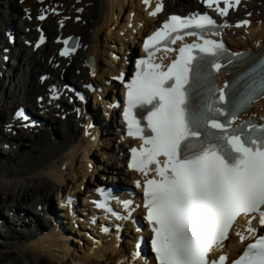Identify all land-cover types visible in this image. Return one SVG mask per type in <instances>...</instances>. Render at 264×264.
Wrapping results in <instances>:
<instances>
[{"label": "bare ground", "instance_id": "1", "mask_svg": "<svg viewBox=\"0 0 264 264\" xmlns=\"http://www.w3.org/2000/svg\"><path fill=\"white\" fill-rule=\"evenodd\" d=\"M162 1L164 12L151 17L143 0H0V44L4 42L9 49L5 53L0 46V108H5V111L0 110V207L12 214L17 228H23L21 241L16 245L21 252L15 264H39V261L153 264L133 260L135 246L145 232L139 237L125 233L128 235L125 239L115 238L113 234L105 237L101 235L102 228L99 231L89 224L87 213L83 214L84 220H77L69 208L62 206L59 213L57 203L51 205L50 202L53 195L64 200L81 198L86 212H93L91 202L101 186L119 180L133 186L129 177L144 179L141 174L126 170L129 147L138 142L125 137L122 121L118 125L116 114H110L108 101L112 96L108 94V87L115 86L112 92L117 96L119 91H126L113 80L126 75L131 56L141 52L133 50L138 39L153 33L169 14L197 12L202 8L200 0ZM45 13L49 17L43 26L50 40L41 49H35L37 27L41 25L38 17ZM249 19L252 20L249 28L232 26ZM223 22L227 25L224 37L232 50L257 53L264 50V0H243L239 9L232 11ZM8 30L20 37L13 51L5 34ZM69 36L80 38L79 49L68 58H61L62 45L56 40ZM14 51H19L20 55L16 56ZM116 52L120 55L119 61L114 59ZM90 57L96 58V75L88 69ZM5 58L16 59L15 71L4 72ZM45 74H50V78L43 82ZM222 77L224 81L228 79L225 75ZM87 85L96 87L95 92H91L92 106H84L77 99L71 103L66 98L73 97L81 88L91 91ZM54 86L63 91L61 102L49 98L47 91ZM39 96L46 97L42 105L36 102ZM24 103L36 106L37 115L47 121V126L37 125L24 133L26 137L8 133L6 128L10 120L8 111ZM100 105L107 113L105 116H111L109 122L101 117ZM78 109L80 114H77ZM249 117H264V99L254 105ZM259 120L264 123V119ZM23 145L25 149L21 151ZM119 175L122 178L119 179ZM135 218L138 217H132ZM242 220L244 223L239 224H243L241 233L245 234L246 219ZM105 221L111 222L108 218ZM0 224H4L1 219ZM253 225L258 227V220ZM87 231L92 232L91 236ZM228 242L215 249L211 258L218 260L224 255L228 264L244 249L234 232L228 235Z\"/></svg>", "mask_w": 264, "mask_h": 264}, {"label": "snow or ice", "instance_id": "2", "mask_svg": "<svg viewBox=\"0 0 264 264\" xmlns=\"http://www.w3.org/2000/svg\"><path fill=\"white\" fill-rule=\"evenodd\" d=\"M203 3L226 16L240 0ZM161 10L158 4L150 15ZM217 27L207 13L170 16L145 39L147 57L135 62L134 74L124 83L127 135L141 141L130 149L128 167L144 177L135 185L143 191L156 264H226V256L210 260L209 254L224 246L241 216L248 218L246 231L255 239L232 264H264V234L252 227L257 219L264 227V124L254 120L235 124L255 99L264 96V57L221 87L216 74L226 64L240 66L252 57L229 53L223 42L204 38L206 31ZM185 36L196 41L178 50L171 47ZM59 42L65 46L61 56L79 47L73 37ZM161 48L178 55L170 64L157 62L155 54ZM117 79L123 82V74ZM16 117L28 119L23 110ZM97 191L102 197L95 202L97 208L117 220L131 218V200L122 202L128 211L122 216L109 204L115 197L104 189ZM236 234L241 242L248 239ZM132 256L135 260L138 253Z\"/></svg>", "mask_w": 264, "mask_h": 264}, {"label": "rangeland", "instance_id": "3", "mask_svg": "<svg viewBox=\"0 0 264 264\" xmlns=\"http://www.w3.org/2000/svg\"><path fill=\"white\" fill-rule=\"evenodd\" d=\"M17 5H19L17 3ZM18 9H20V6H18ZM128 13V12H127ZM16 18V17H15ZM17 27H19L18 23ZM115 60H118V58H120V55H118V53H115ZM128 62H130V64H132L133 60H129ZM10 66L7 64L6 69H9ZM2 80V79H1ZM6 87H9V83H7ZM1 111H5V108L2 107L0 108ZM9 114V111H8ZM7 114V116H8ZM111 130V129H110ZM25 148V146H21L20 150L22 151V149ZM1 156V154H0ZM52 200V197H51ZM54 208V206H53ZM1 213H0V219L4 222V224H0V264H15V258H17L20 255V249L16 246L18 244V242H20L21 240V236L22 232H23V228H21L18 226V228L16 227V224L14 223L13 219L11 218V215L9 216V213L6 211V209H3V207H0ZM9 223V224H8ZM32 227H35V223L31 222ZM7 227L9 229H7ZM16 233V234H14ZM11 238V239H10ZM9 253H11L10 257H6V255H9ZM48 261H43L40 262L39 264H48Z\"/></svg>", "mask_w": 264, "mask_h": 264}]
</instances>
